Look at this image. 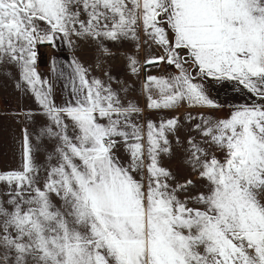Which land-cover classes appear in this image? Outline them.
I'll return each mask as SVG.
<instances>
[{"label":"snow or ice","instance_id":"snow-or-ice-1","mask_svg":"<svg viewBox=\"0 0 264 264\" xmlns=\"http://www.w3.org/2000/svg\"><path fill=\"white\" fill-rule=\"evenodd\" d=\"M141 32L162 50L144 66L177 70L145 77L148 108L217 107L197 78L236 82L252 98L230 118L198 117L223 158L188 138L206 181L195 195L161 164L178 117L138 123L127 85L90 79L75 60L70 99L57 105L37 71L38 45L76 36L108 53L103 40L139 47ZM0 65L19 68L48 120L41 136L56 142L42 184L27 129L22 167L0 173V264H264V0H0ZM129 67L140 71L134 57Z\"/></svg>","mask_w":264,"mask_h":264},{"label":"rangeland","instance_id":"rangeland-1","mask_svg":"<svg viewBox=\"0 0 264 264\" xmlns=\"http://www.w3.org/2000/svg\"><path fill=\"white\" fill-rule=\"evenodd\" d=\"M143 33H140V42ZM72 44L80 56L86 57L90 62L100 64V68L105 71L109 76H125L131 78V86H135V77L137 73H132L129 67V57L138 58L136 55L137 42L134 40H122L118 42L103 40L102 43L109 50L105 53L96 40L84 37H71ZM43 45V44H41ZM38 50V49H37ZM38 61L40 62L42 79H47V70L44 65L43 53H38ZM163 65V64H162ZM169 73L165 76L176 74L177 70L170 66ZM188 70L192 71L191 66ZM168 74V75H167ZM162 76L164 74L161 73ZM197 83L203 84L207 94L217 103V107L194 106L187 102H182L174 109L156 110L153 109V115L143 116L138 123L146 124L147 120L159 122L171 117L179 118V126L174 134L169 135L171 143V152L168 154H161V164L166 167L175 177L176 183H183L186 180L194 182L190 190V194L195 195L198 191L204 189L206 181L201 179L198 172L193 169V166L188 162V138L191 137L194 141L198 142L203 147L209 156L215 155L217 158H223V153L220 149L211 143L210 138L203 136L199 131L194 128V125L201 121L198 117L203 114L206 119L220 120L230 118L234 108L243 103H251L252 98L242 89L236 82L233 81H217L212 78H197ZM17 83L22 86L17 87ZM26 86L20 80V70L15 65H0V106L4 103H11L18 101L19 94H23ZM36 107V106H35ZM40 107V106H37ZM186 114H191L192 117L197 119H189ZM43 116L39 113L27 114L25 120H32V118H39ZM46 123L39 124L38 127L28 124V132L31 136L33 145H40V151L35 156V162L39 167V179L41 184L46 177V169L50 164H55L56 159L49 160V157H54V150L56 142L46 136H41V130L47 125ZM177 137L179 138L177 140ZM121 160L127 164V154L121 150L117 153ZM135 175V174H134ZM140 179V176H136ZM7 191V185L0 183V195ZM180 198H184V193H180ZM55 199V198H54ZM59 205V201H56ZM189 206L197 207L198 205L190 203Z\"/></svg>","mask_w":264,"mask_h":264},{"label":"crops","instance_id":"crops-1","mask_svg":"<svg viewBox=\"0 0 264 264\" xmlns=\"http://www.w3.org/2000/svg\"><path fill=\"white\" fill-rule=\"evenodd\" d=\"M144 38L140 42V46L136 47L137 60L139 61L140 71L135 77V86H131V78L125 76H112L110 82L114 89H119L127 85L125 92H120L125 103L132 101L138 105L141 112L135 119L138 121L146 115H153V109L147 107V94L143 89L145 77L147 75L162 76V64L158 67L144 66V61L153 55H161L162 50L143 43ZM38 53L44 55V65L47 70V80L53 85V98L57 105L70 99L72 81H73V66L72 61L75 60L87 69V75L91 79L93 77L109 81V75H105V71L100 68V64L90 62L86 57L80 56L75 50L73 44L67 43L64 39H59L56 47L50 43L38 45ZM37 71L41 74L42 69L40 62L37 59ZM55 69V70H54ZM170 71V70H169ZM166 72V73H169ZM168 75V74H167ZM165 76V74H164ZM42 77V76H41ZM153 96L156 92L153 91ZM18 101L4 103L0 106V173L10 170H18L22 167V136L23 130H28V124L38 127L41 123L48 122L47 117L43 115V110L38 104L34 94L27 88L23 94H19ZM36 106V107H35ZM40 106V107H37ZM39 113L43 116L25 120L27 114Z\"/></svg>","mask_w":264,"mask_h":264},{"label":"built area","instance_id":"built-area-1","mask_svg":"<svg viewBox=\"0 0 264 264\" xmlns=\"http://www.w3.org/2000/svg\"><path fill=\"white\" fill-rule=\"evenodd\" d=\"M162 67H163V70H162V72H161L162 74H165V73L168 72L169 69H170V65H167V64H165V63H163Z\"/></svg>","mask_w":264,"mask_h":264}]
</instances>
